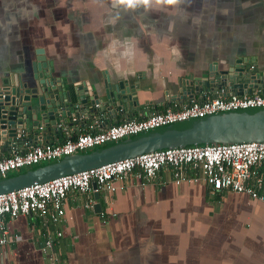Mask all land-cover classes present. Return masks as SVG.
I'll return each mask as SVG.
<instances>
[{
  "label": "crops",
  "instance_id": "0c3cea01",
  "mask_svg": "<svg viewBox=\"0 0 264 264\" xmlns=\"http://www.w3.org/2000/svg\"><path fill=\"white\" fill-rule=\"evenodd\" d=\"M205 3L219 7L202 10ZM36 48L54 61L73 99L77 82L102 88L104 73L138 83L140 112L132 117L141 119L185 103L173 99L178 79L225 58L247 56L261 68L264 0H181L166 12L164 4L129 9L114 0H0V80L28 74ZM125 119L117 115L112 123ZM105 127L77 125L54 143ZM13 151L0 147V155ZM122 184L109 203L103 192L96 200L94 192L68 191L57 226L63 233L55 244L57 264H264V201L213 192L200 182L175 184L164 168L151 181L134 170ZM97 201L102 213L93 209ZM7 227L17 239L0 246V264H49L40 250V217L20 214L8 218Z\"/></svg>",
  "mask_w": 264,
  "mask_h": 264
},
{
  "label": "water",
  "instance_id": "95a60500",
  "mask_svg": "<svg viewBox=\"0 0 264 264\" xmlns=\"http://www.w3.org/2000/svg\"><path fill=\"white\" fill-rule=\"evenodd\" d=\"M43 48H36L28 74L11 72L0 80V147L14 148L37 143H54L65 131L85 129L91 122L101 128L112 123L117 115L133 119V111L140 112L138 83L118 78L112 81L103 74L99 88L77 82L74 99L63 77L56 72L54 61L49 60ZM175 100L190 103L197 93L212 97L230 94L246 95L254 91L264 94V64L253 65L243 56L223 59L219 65L193 73L191 78L177 81ZM264 141V106L219 111L204 117L178 121L133 136L124 137L102 147L70 155L23 172L0 178V194L45 182L62 175L80 172L110 162L157 149L193 145ZM92 187H97L92 182ZM99 192H94L98 200ZM101 211L99 201L93 204Z\"/></svg>",
  "mask_w": 264,
  "mask_h": 264
},
{
  "label": "built area",
  "instance_id": "2783aa9c",
  "mask_svg": "<svg viewBox=\"0 0 264 264\" xmlns=\"http://www.w3.org/2000/svg\"><path fill=\"white\" fill-rule=\"evenodd\" d=\"M206 94L190 103L154 111L141 119H125L97 131L84 130L75 136L69 134L58 143L35 145L23 152L0 155V178L9 176L12 171L53 162L65 155L102 147L124 137L178 121L219 111L264 106V94L259 92L216 97ZM163 168L169 170L175 184L200 182L213 192L232 191L264 201V141L167 147L0 194V246L17 239L7 227L8 218L20 214L35 215L41 218L44 227L40 250L49 264H57L59 256L55 244L63 235L57 226L65 216L64 201L68 191L80 194L103 192L109 203V194L118 188L122 189V181L134 170H139L147 181H151ZM93 181L97 185L95 189L92 187ZM115 181L120 184L115 185ZM92 203L88 201L85 207L91 208ZM49 225L56 227L49 230Z\"/></svg>",
  "mask_w": 264,
  "mask_h": 264
},
{
  "label": "clouds",
  "instance_id": "9594fccd",
  "mask_svg": "<svg viewBox=\"0 0 264 264\" xmlns=\"http://www.w3.org/2000/svg\"><path fill=\"white\" fill-rule=\"evenodd\" d=\"M115 3L119 5H123L126 8L133 9L137 6L143 5L145 7H149L152 4L156 5H177L181 2V0H114Z\"/></svg>",
  "mask_w": 264,
  "mask_h": 264
},
{
  "label": "rangeland",
  "instance_id": "374dc122",
  "mask_svg": "<svg viewBox=\"0 0 264 264\" xmlns=\"http://www.w3.org/2000/svg\"><path fill=\"white\" fill-rule=\"evenodd\" d=\"M71 6H74V5H71ZM210 7V8H212V9H214L215 10V8H218L219 7V4L218 5H215L214 4V6H209V5H207L206 3L205 4H203L202 5V10H205V8L206 7ZM172 8H173V5L172 6H169V5H164V11L166 12V11H170V10H172ZM263 8V7H262ZM72 10H74V9H72ZM180 10H182V11H184L185 13H186V16L185 17H187V16H189L188 15V11H189V9L185 6V5H181L180 6ZM146 15L147 14H145L144 13V18L146 17ZM183 15L181 14V17H182ZM176 21V20H175ZM183 21H188L187 19H184ZM182 22V21H181ZM174 26L175 27H177V24L175 23L174 24ZM77 27V26H76ZM192 27L193 28H195V29H197V27L195 26V25H192ZM79 28V27H78ZM118 28V27H117ZM75 29H77V28H75ZM167 29L169 30V29H171V25L169 24V26L167 27ZM177 30V29H176ZM47 163H49V162H44V163H41L40 165H42V164H47ZM24 169H26V168H24ZM22 170V169H21ZM18 171H12L9 175H12L13 173H17Z\"/></svg>",
  "mask_w": 264,
  "mask_h": 264
},
{
  "label": "trees",
  "instance_id": "16d2710c",
  "mask_svg": "<svg viewBox=\"0 0 264 264\" xmlns=\"http://www.w3.org/2000/svg\"><path fill=\"white\" fill-rule=\"evenodd\" d=\"M107 145V144H106ZM103 146H105V145H103ZM50 163V162H49ZM43 165V164H42ZM36 166H39V165H36ZM33 167H35V166H33ZM30 168H32V167H29V168H26V169H22V170H20V171H18L17 173H19V172H23V171H25V170H27V169H30ZM14 174H16V173H13L12 175H14ZM10 176V175H9Z\"/></svg>",
  "mask_w": 264,
  "mask_h": 264
}]
</instances>
